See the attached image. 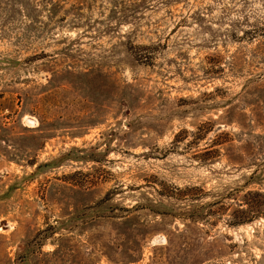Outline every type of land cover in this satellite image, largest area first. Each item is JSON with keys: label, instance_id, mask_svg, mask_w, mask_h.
Segmentation results:
<instances>
[{"label": "rangeland", "instance_id": "1", "mask_svg": "<svg viewBox=\"0 0 264 264\" xmlns=\"http://www.w3.org/2000/svg\"><path fill=\"white\" fill-rule=\"evenodd\" d=\"M0 264H264V0H0Z\"/></svg>", "mask_w": 264, "mask_h": 264}]
</instances>
